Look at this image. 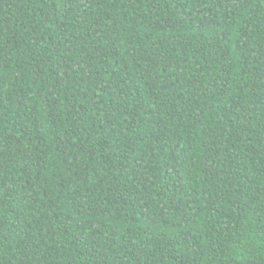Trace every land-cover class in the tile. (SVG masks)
Returning <instances> with one entry per match:
<instances>
[{
	"label": "trees",
	"instance_id": "trees-1",
	"mask_svg": "<svg viewBox=\"0 0 264 264\" xmlns=\"http://www.w3.org/2000/svg\"><path fill=\"white\" fill-rule=\"evenodd\" d=\"M0 264H264V0H0Z\"/></svg>",
	"mask_w": 264,
	"mask_h": 264
}]
</instances>
